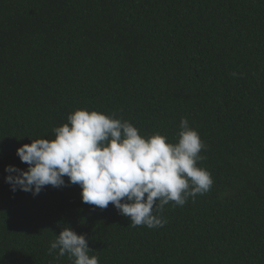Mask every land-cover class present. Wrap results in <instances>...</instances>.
Returning <instances> with one entry per match:
<instances>
[{"label": "trees", "instance_id": "obj_1", "mask_svg": "<svg viewBox=\"0 0 264 264\" xmlns=\"http://www.w3.org/2000/svg\"><path fill=\"white\" fill-rule=\"evenodd\" d=\"M77 109L173 143L186 118L211 189L151 229L78 185L13 192L17 149ZM65 227L98 264H264V0H0V264H71Z\"/></svg>", "mask_w": 264, "mask_h": 264}, {"label": "clouds", "instance_id": "obj_2", "mask_svg": "<svg viewBox=\"0 0 264 264\" xmlns=\"http://www.w3.org/2000/svg\"><path fill=\"white\" fill-rule=\"evenodd\" d=\"M67 121L53 129L55 139H35L17 149L28 168L6 166L5 181L13 192L36 196L45 186L78 185L84 203L102 210L112 204L131 227L151 229L167 222L160 215L165 205L182 207L212 187L211 173L198 166L206 158L200 155L206 145L186 118L180 121L175 143L159 132L142 136L115 113L77 109ZM90 251L86 236L70 227L49 247L50 255L56 252L57 259L67 255L71 264H98Z\"/></svg>", "mask_w": 264, "mask_h": 264}]
</instances>
